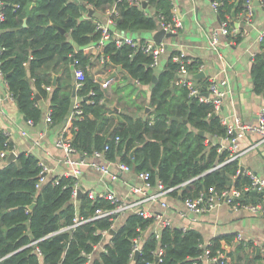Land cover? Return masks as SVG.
Segmentation results:
<instances>
[{
  "label": "trees",
  "instance_id": "trees-1",
  "mask_svg": "<svg viewBox=\"0 0 264 264\" xmlns=\"http://www.w3.org/2000/svg\"><path fill=\"white\" fill-rule=\"evenodd\" d=\"M216 1L219 19H227L228 26H234L245 7V0ZM1 2L0 42L3 49L0 69L26 119L36 123L42 117L39 97L49 99L52 123L63 124L67 119L72 103L70 56L75 54L79 64L86 69L77 95L85 97L91 89L95 92L90 96L93 101H82L83 117L73 121L77 128L73 130L72 142L79 151L89 154L106 144L107 158H118L134 171H149L152 181L162 179L167 185H176L191 179L180 186L182 198L196 196L209 186L220 190L232 183L238 185L247 181V176L239 172L237 159L213 168L228 154L227 149L218 151V142L213 139L225 135L226 128L219 115L211 116L210 103L190 96L185 85L174 83L178 68L173 59L176 50L170 53L153 81L156 71L149 65V55L128 44L117 46L112 38L106 42L104 53L121 67L124 81L132 84V92L137 88L144 90L133 82L134 79L141 86H149L147 102L137 114L127 111L121 105V98H109L105 88L91 77L87 70L91 60L83 49L100 37L94 11L106 10L114 4L118 12L113 15L111 31L138 34L157 28L156 17L149 13L147 6L143 8L125 0ZM147 5L164 14L167 20L173 19L170 0H147ZM90 9H93L92 13ZM229 37L238 42L241 32ZM260 47L262 51L264 37ZM261 51L253 56L250 70L253 89L259 94L264 93V53ZM196 65L198 62L191 59L187 68L196 70ZM59 71L62 72L53 85V75ZM44 84L53 87L47 91ZM126 87L115 85L114 93L126 92ZM101 98H104L103 102H100ZM131 104L136 105L133 97L125 99V107ZM147 106L151 109L144 113ZM12 147V141L0 129V151ZM1 162L0 264H129L132 247L139 237L140 251L133 258V264H204L199 258L204 250L200 246L203 240L196 229L164 226L156 237L154 231L146 234L153 218L137 213H129L118 222L109 238L111 242L106 243V250L94 255L95 245L102 239L101 230L109 229L112 224L110 217L88 220L72 229L62 227L71 224L76 213L88 216L97 207L109 208L113 204L102 197L90 198L86 192L73 202L74 179L65 175L59 176L56 182V177H48L37 187L41 166L33 153L22 151L15 159ZM224 238L231 240L228 236ZM220 239L219 236L211 239L209 255L223 250ZM35 240L41 257L35 252L34 245L29 244ZM246 247L239 242L227 252L231 264H254L255 255L250 257ZM159 248L163 253L161 259L156 260L155 252ZM90 253L91 261L86 263ZM209 264L229 262L217 259Z\"/></svg>",
  "mask_w": 264,
  "mask_h": 264
},
{
  "label": "crops",
  "instance_id": "crops-1",
  "mask_svg": "<svg viewBox=\"0 0 264 264\" xmlns=\"http://www.w3.org/2000/svg\"><path fill=\"white\" fill-rule=\"evenodd\" d=\"M171 3V11L179 25L175 31L176 35L167 39L169 45L160 55L159 64L154 68L155 75L163 69L173 50H183L198 62L197 69L189 70L188 74L189 77L194 78L198 88L206 90L207 81L211 77L219 80L226 79L229 91L217 115L231 121V115L237 114L243 121L255 123L257 111L264 105V95L253 89L250 70L253 56L261 51L262 40L259 39V35L264 32V0H253V14L250 22H242L239 19L235 21L234 25L239 22L241 39L237 42L227 35H220L221 43L217 50L211 47L210 39L211 32L219 25L220 19L211 5V0H171ZM147 8L149 13L154 14V7L147 5ZM105 11L95 10L94 12L98 19H103ZM138 35L150 36L151 31H142ZM70 69L73 87L74 75L71 62ZM90 70L100 79L110 78L109 86L105 90L108 97L110 88L114 92L115 85L119 87L123 84L128 85V82L124 81L125 74L121 67L118 65L101 67L97 55L91 58ZM199 71H203L204 75L196 76L195 73ZM61 72L54 73L56 78ZM138 86L145 90L144 96L147 101L149 86ZM115 94H118L117 99L125 100L128 97L124 90ZM38 99L43 111L42 117L36 123L30 124L27 119H24L16 99L8 89L7 82L0 75V129H3L12 141L16 153L22 151L33 153L48 165L47 178H59L69 171L71 166L63 160L64 153L54 145V140L62 127L69 125L70 122L66 119L63 124L47 123L44 117L45 112L50 108L49 99L47 97ZM22 131H25V134H22ZM238 144L241 151L237 157L239 167L243 166V171L253 170L264 177V141H261L255 132H247L239 139ZM81 168L77 180L82 192L89 189L104 192L109 186L120 194L125 192L127 187L123 180L129 182L135 180L134 170L120 173L119 179L110 181L107 176H104L102 180L101 172L95 168L87 166H81ZM163 199L168 203L166 207H162L160 201H153L149 204V208L170 218L174 226L196 229L201 234L203 243H209L212 238L219 236L222 246H226V242L231 244L229 250H232L239 242L246 244L249 256L255 255L254 264H257L258 260L264 264V215H254L244 209H233L224 204L204 213L194 214L185 208L178 191L167 194ZM158 222L154 219L146 234L156 229ZM239 233L240 241L237 239ZM224 236L230 237L231 240L227 241ZM98 253L99 251H94V255ZM133 260L132 258L129 264H133ZM229 264H231V257Z\"/></svg>",
  "mask_w": 264,
  "mask_h": 264
},
{
  "label": "built area",
  "instance_id": "built-area-1",
  "mask_svg": "<svg viewBox=\"0 0 264 264\" xmlns=\"http://www.w3.org/2000/svg\"><path fill=\"white\" fill-rule=\"evenodd\" d=\"M129 4H136L142 6V3L147 0H125ZM171 1V0H170ZM2 4L0 0V5ZM211 5L213 9L217 12L218 1L211 0ZM147 6V5H146ZM145 8V7H143ZM116 6L113 4L111 7H108L105 11V17L102 19H96L95 24L96 28L100 29V37L94 43L85 46L83 51L90 57V60L93 56L97 55L98 62L101 67L103 66H114L115 64L110 61L108 56L104 53V46L109 38L114 39L117 46L123 44L131 45L135 50L140 49L143 53L151 57L149 65L153 68L158 66L160 61V55L167 50L169 42L168 37H163L162 40L157 41L153 38L152 34L160 28H163L165 32H175L179 22L174 18L172 20H167L164 14L159 12H154V15L157 20V28L151 30L150 36H141L138 34L131 33H122L118 30H112L111 27L114 24L113 15L117 14ZM253 14V0H245V7L241 12L239 21L250 22ZM3 19V12L0 9V20ZM239 32V22L232 27L228 26V21L220 20L219 25L214 28L211 32L210 45L212 48H218V45L221 43L220 35L232 36L236 35ZM264 37V32L260 33L259 39L262 40ZM231 39V38H230ZM3 47L0 42V53ZM131 55V53H130ZM72 65H73V75H74V86H75V95L72 97L71 108L67 116V120L70 122L69 125H65L58 132L54 145L61 149L64 153V161L71 166V169L67 171L64 175L69 176L74 179L73 187L71 190V199L73 202H77V196L79 195L80 186L78 184V176L81 173V166H87L95 168L101 172V179L104 180V176H107L108 180L114 181L120 178V173L131 172L132 167L122 161L117 159H109L105 155V150L108 149V146L105 144L102 149H94L91 153L87 154L81 152L73 144V130L77 128L76 124L73 123L75 119H81L84 115L82 101H93L90 98L91 95L95 94L94 90H89L88 94L84 97L77 95V90L81 87L84 76L85 68L79 64L75 54H72ZM173 59L178 63L177 76L174 79L175 84H182L188 88L189 95L192 97H197L200 101H205L211 104L212 112H218L220 106L223 102V99L227 95L229 89L226 86V79H216L211 77L208 81L206 90L198 88L195 83L194 78L189 77L188 74L190 71L187 68V63L191 61V57L188 56L185 51L179 50L173 55ZM24 64H27L24 62ZM91 77L94 81L98 82L102 88L109 86L110 78L100 79L96 73H92L90 70V65L87 66ZM0 75L3 76V72L0 69ZM5 80V78H4ZM6 81V80H5ZM136 85H140V82L137 79L133 80ZM44 87L47 91H50L53 87L51 84H44ZM12 95V93H11ZM13 96V95H12ZM104 98L100 99V102H103ZM151 107L149 106V110ZM232 119L229 121L226 117H221L220 122L225 126L226 133L221 136H214L217 139L218 145L217 150L222 151L223 149L228 150L227 156L220 162H218L213 168L218 167L228 161L235 160L239 156V139L243 137L247 132H255L259 135L260 140L264 141V105H262L257 111V118L255 123H250L243 121L242 118L237 115H231ZM45 121L47 123H52L51 119V109L49 108L45 112ZM150 122L152 121V115L150 116ZM27 122L32 124L31 119H27ZM22 134H25V131H22ZM119 137L116 136V140ZM208 141V140H207ZM37 142V141H36ZM10 152H16L14 148L11 149H2L0 151V159L6 160V157ZM41 166L39 172V178L36 183L37 187L47 179V173L49 171L48 165L43 161L39 160L38 162ZM244 174L247 176V181L245 183H240L238 185L232 183L220 190L216 189L214 186H209L207 189L202 191L196 196H186L182 198L183 204L186 209L192 211L194 214L204 213L216 206L221 204L227 205L233 209H244L251 214L264 215V177L259 175L253 170H244ZM191 179H188L180 184L176 185H167L162 179H156L152 181L151 174L147 170L135 171V180L134 181H125L123 182L127 185L126 191L118 194L113 188L107 187L104 192H97L94 190H87L88 196L90 198L102 197L109 200L113 205L112 207H97L94 212L88 216H80L78 213L75 214L73 222L69 225L63 226L64 229H72L75 226L84 223L88 220L95 218L107 216L112 219V224L109 229L105 228L101 230L102 239L97 242L95 245L94 251H105L106 243H110L109 239L112 235L110 229L114 228L118 222L122 221L127 214L137 213L144 217H152L153 220L157 219L158 227L154 229L156 237H159V233L164 226H174L170 218L157 213L156 211L149 208V204L153 201H160L162 207H166L168 203L163 199L167 194L178 191L180 192V186L184 185ZM54 181H58L56 177ZM250 191L256 192L255 195H252ZM84 193V192H83ZM153 222V221H152ZM186 229L189 227H181ZM237 239L241 240V234L237 235ZM140 241L141 238L135 239V243L131 251V259L134 256L136 250L140 251ZM225 241V240H224ZM226 242V241H225ZM37 240L30 242V245H34V250L41 257L42 253L40 248L35 244ZM230 243L226 242V246H222L223 250H217L215 254H210L209 243H201L200 246L204 249L203 252L199 255V258L203 261L204 264H209L212 261L217 259L220 262H229L230 256L228 255ZM163 249L159 248L155 252L157 256L156 260L161 259V254ZM223 259V260H222ZM91 261V253L88 254V259L86 263Z\"/></svg>",
  "mask_w": 264,
  "mask_h": 264
},
{
  "label": "water",
  "instance_id": "water-1",
  "mask_svg": "<svg viewBox=\"0 0 264 264\" xmlns=\"http://www.w3.org/2000/svg\"><path fill=\"white\" fill-rule=\"evenodd\" d=\"M146 5H147V3L144 1V2L142 3V6H143V7H146ZM92 11H93V9H90V13H92ZM90 13H89V15H90ZM23 24L25 25V20H24ZM57 28H58L60 31H63V28H62V27L57 26ZM175 35H176V32H170V31L165 32L163 28L157 29V30L152 34L153 38H154L155 40H157V41L162 40L163 37H168V38H169V37H173V36H175ZM262 53H264V51H262ZM70 61L72 62V56H70ZM195 74H196V76H198V77L204 75L203 71H199V72H197V73H195ZM152 79H153V81L156 80V75H155V74H153V78H152ZM55 83H56V74L53 75V79H52V84L55 85ZM74 95H75V86H74V84H73V87H72V96H74ZM263 95H264V93H263ZM86 98H87V97H84V99H86ZM148 111H149V106L146 107L144 113H147ZM215 115H217L216 112H212V113H211V116H215ZM24 119H26L25 116H24ZM64 121H65V120H64ZM200 133H202V131H200ZM17 155H18V153H16V152H10V153L8 154V156L6 157V161H10V160L15 159ZM242 171H243V166H240V167H239V172H242ZM82 194H83L82 190L79 189V196L82 195ZM31 206H33V204H31L30 207H31ZM114 231H115L114 228H111V229H110V233H111V234L114 233ZM138 252H139L138 250L135 251L134 256H133L134 259L137 257ZM155 259H157V256H155ZM257 264H262V261L258 260Z\"/></svg>",
  "mask_w": 264,
  "mask_h": 264
},
{
  "label": "rangeland",
  "instance_id": "rangeland-1",
  "mask_svg": "<svg viewBox=\"0 0 264 264\" xmlns=\"http://www.w3.org/2000/svg\"><path fill=\"white\" fill-rule=\"evenodd\" d=\"M126 90L127 91L125 92V95L128 96V97H126V100L132 99V97H133L134 100L136 101V105L131 104V105H126V107H125V100L120 99L121 105H123V107L131 113H134V114L140 113L142 111V108H141L142 105L146 104V102H147L145 99V96H144L145 91L144 90L141 91L140 89L137 88L132 92V84H128L126 87ZM108 91H109V93H108L109 97H112L111 99L116 100L117 99L116 97L118 96V94H115L111 90V88ZM115 102L116 101H114V104H115Z\"/></svg>",
  "mask_w": 264,
  "mask_h": 264
},
{
  "label": "bare ground",
  "instance_id": "bare-ground-1",
  "mask_svg": "<svg viewBox=\"0 0 264 264\" xmlns=\"http://www.w3.org/2000/svg\"><path fill=\"white\" fill-rule=\"evenodd\" d=\"M215 144V143H214ZM234 161V160H233ZM227 163V162H226ZM132 214H135V213H132Z\"/></svg>",
  "mask_w": 264,
  "mask_h": 264
}]
</instances>
